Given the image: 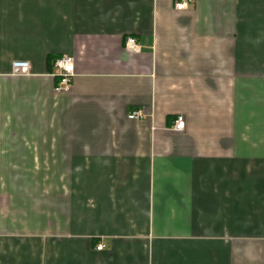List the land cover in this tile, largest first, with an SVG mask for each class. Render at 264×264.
<instances>
[{
	"label": "crops",
	"instance_id": "obj_1",
	"mask_svg": "<svg viewBox=\"0 0 264 264\" xmlns=\"http://www.w3.org/2000/svg\"><path fill=\"white\" fill-rule=\"evenodd\" d=\"M174 1L0 0V264H264V0Z\"/></svg>",
	"mask_w": 264,
	"mask_h": 264
},
{
	"label": "built area",
	"instance_id": "obj_2",
	"mask_svg": "<svg viewBox=\"0 0 264 264\" xmlns=\"http://www.w3.org/2000/svg\"><path fill=\"white\" fill-rule=\"evenodd\" d=\"M192 0H175L174 8L177 10L187 7ZM126 46L132 50H138L139 44L134 37H128L126 39ZM55 76L57 78L54 85L55 92L68 91L71 87L73 72V62L69 56H60L54 58L52 62ZM29 63L26 60H14L11 64V72L14 74H28L29 73ZM144 116L142 109H131L127 113V117L130 119H138ZM185 127V117L181 114H178L174 117L171 129L176 132L184 130ZM102 244H97L96 249H102Z\"/></svg>",
	"mask_w": 264,
	"mask_h": 264
}]
</instances>
